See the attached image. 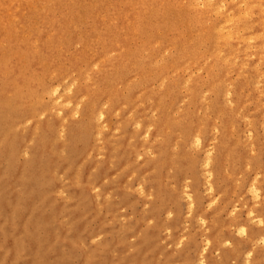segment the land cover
<instances>
[{
	"label": "rangeland",
	"instance_id": "obj_1",
	"mask_svg": "<svg viewBox=\"0 0 264 264\" xmlns=\"http://www.w3.org/2000/svg\"><path fill=\"white\" fill-rule=\"evenodd\" d=\"M206 1L14 0L0 6V63L21 66L27 77V47L41 57L38 73L51 72L46 81L58 90L54 98L65 86L70 90L62 100L68 102L78 88L110 97L127 93L133 84L142 88L102 123L94 138L78 132L88 121L86 98L72 116L67 113L73 103L57 112L63 118L64 146H53L45 163L57 183L48 200L60 214L49 242L60 246L71 264H130L145 241L159 264H264V49L254 41L243 44L246 32L235 24L224 31L219 55L208 54L223 17L251 25L258 17L244 0H210L219 11ZM195 49L197 62L191 56ZM226 53L230 63L220 62ZM110 63L122 78L107 73ZM73 65L88 79H78ZM100 75L105 80L95 81ZM251 75L254 84L246 86ZM193 85L200 100L190 93ZM43 103L41 115L20 118L12 135L2 134L0 125V183L15 168L28 170L38 148L39 133L30 138L33 126L45 121L50 97ZM148 105L153 108L146 110ZM229 112L227 140L221 133ZM187 118L197 120V146L192 147L193 133L176 139L158 134L160 125ZM17 138L26 150L13 158L8 148ZM81 140L84 146L78 145ZM166 143L175 162L164 168L160 158ZM124 144L135 149L134 156L121 151ZM225 144L238 160H228L222 174L215 161ZM60 238L69 243L66 249ZM241 246L236 257H229Z\"/></svg>",
	"mask_w": 264,
	"mask_h": 264
},
{
	"label": "bare ground",
	"instance_id": "obj_2",
	"mask_svg": "<svg viewBox=\"0 0 264 264\" xmlns=\"http://www.w3.org/2000/svg\"><path fill=\"white\" fill-rule=\"evenodd\" d=\"M13 1L14 0H0V6L3 8L4 6L11 4ZM194 1L195 0H188V2ZM211 1L207 0L206 6L213 8L215 11H219L218 6H213ZM244 1L251 3L252 10L258 17L257 22L251 25V22H246L245 20L223 17L219 22V26L213 30L211 50L208 51L209 55H219H217V46H219V41L224 36V31L230 29V26L235 24L236 27L244 28L246 32V37L242 39L243 44H248L250 41H254L256 46L264 49V0ZM216 3L217 2H215V4ZM230 34L229 31V35ZM9 45L12 49L15 48L14 42H10ZM24 49L27 53L28 60L27 77L24 75L21 66L19 68L18 66H12L7 62L0 63V125L2 127V134L12 135L14 130L19 126L18 120L20 118L34 119L36 116L41 115L45 107L43 103L45 96L50 97V106L48 107L49 112L46 114L45 121L40 126H37L36 124L33 126L30 138L34 139L37 133H39L35 140L38 144V148L36 147L33 150V160L29 163L28 170H23V168L17 170V168H15L12 171L14 172L13 176H11L12 178L10 177L6 182L0 183V264H71V262L61 254L60 246H53V244L49 242L51 236L49 234H53L56 221L60 214L59 210L52 206L48 200L47 193L50 191L55 192V190H57V183L45 163L53 146H56L57 149H62L64 146L63 142L60 141L61 130H63V118H59L57 112L61 111L66 105L73 103L71 106L72 108L67 113V115L69 114V116H72L71 112L76 111L78 109L77 107H79L78 105L82 101L81 97L86 98L88 100V121L85 119L87 123L85 122L86 124L80 126L78 132L83 137L94 138L101 133L102 123L109 116L116 113L119 107L126 104L128 97H131L135 92L142 88L133 84V86L127 90V93H121L115 97H110L107 92H97L94 88H78L76 97L68 102L62 100V97L66 92L70 90V87L65 86L63 94L56 99L54 96L59 94L58 90L50 87V83L47 82L51 72L42 71L39 74L38 70L40 68L37 64L39 60H41V57L30 52L27 47H24ZM193 51L191 52V56L193 57V61L197 62V56L199 53H197V50L195 52ZM100 59L104 60L103 58ZM219 60L220 59L217 61ZM221 61L229 62V54L226 53V56L224 55V58L221 59L220 62ZM115 66L114 63H110L107 73H111L113 77H118V79H120L121 70L118 66L114 69ZM71 72L75 73L78 79H88L86 71L81 70L77 65H73ZM104 80L105 78L103 75L95 78V81L97 82H103ZM244 84L246 86L254 84V78L252 75L245 78ZM181 85L183 84H177L176 86L179 87ZM93 93H96L97 96L94 97ZM190 93L200 100L198 85H193L190 89ZM237 97H239V95ZM151 99L156 98L153 97ZM224 99V104L228 103L227 98ZM104 105L108 108L103 109L105 108L103 107ZM152 108L153 105H148L146 110H151ZM6 115L10 116L12 121H9ZM232 116V112L227 114L226 117H228V120L224 124V129L221 133V136L227 140L230 135L229 120ZM172 117L174 116L172 115ZM196 122L197 120L194 118H187L184 121H169L168 123L159 126L158 134L166 138L170 133V136L173 139H176L180 134L193 133L192 135L194 138L191 140V143L193 145L192 147H194L199 144V139L197 140V137L195 136V133L197 132ZM180 128H182V131H180ZM30 138L28 137V139ZM169 143H166L167 145L161 150L160 159L164 168H167V166L175 162V160L172 159L171 145H169ZM24 144L25 142L21 138H17L14 140L11 147L8 148V153L11 154L13 158H16L26 150ZM78 145L84 146V141L81 140ZM229 145H231L230 142ZM88 147L89 146L86 145V150ZM120 149L127 155H135V149L127 144H124ZM228 160L231 163H235L238 160V155L236 151H231L228 145L225 144L220 148V157L215 161L216 170L224 174L227 171L225 164ZM188 163L189 167H195V163L192 160ZM205 164H210V159L208 157L205 159ZM0 170H2V168H0ZM16 218H19V220L16 221ZM29 226L34 228L33 232L28 231ZM39 231L42 232L41 234L45 235H39ZM60 233H63L62 229ZM59 245L66 249L69 246V243L60 238ZM242 248L243 246L237 250L235 249L229 257H236ZM110 249L111 248H109V250ZM103 251L107 252L105 249ZM96 257H99L98 252L96 253ZM146 262L159 264L155 260L153 252L150 249V244L145 241L130 264H146ZM80 264H93V262L83 261ZM107 264H112V262L109 261ZM222 264L226 263L223 262Z\"/></svg>",
	"mask_w": 264,
	"mask_h": 264
}]
</instances>
